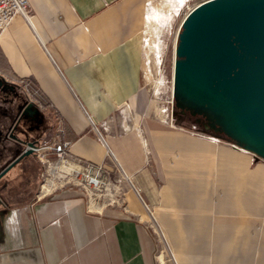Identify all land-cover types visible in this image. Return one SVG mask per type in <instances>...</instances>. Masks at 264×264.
Masks as SVG:
<instances>
[{
  "label": "crops",
  "instance_id": "obj_1",
  "mask_svg": "<svg viewBox=\"0 0 264 264\" xmlns=\"http://www.w3.org/2000/svg\"><path fill=\"white\" fill-rule=\"evenodd\" d=\"M157 1L30 0L28 17L1 35L10 90L0 102V167L23 148L9 128L29 101L25 80L42 114L20 128L42 119L31 127L38 145L69 141L71 160L104 164L125 203L90 200L75 185L43 195L44 164L27 157L0 191V264H173L169 252L178 264H264V151L211 102H190L189 115L201 118L192 129L164 109H138L147 102L143 34ZM147 207L168 240L160 253Z\"/></svg>",
  "mask_w": 264,
  "mask_h": 264
},
{
  "label": "water",
  "instance_id": "obj_2",
  "mask_svg": "<svg viewBox=\"0 0 264 264\" xmlns=\"http://www.w3.org/2000/svg\"><path fill=\"white\" fill-rule=\"evenodd\" d=\"M175 66V92L182 89L228 110L236 127L264 151V0H204L195 5L178 28ZM41 114L34 102L20 106L9 135L24 149L0 172V179L35 153L39 136L20 127ZM17 130L23 138L13 134Z\"/></svg>",
  "mask_w": 264,
  "mask_h": 264
},
{
  "label": "rangeland",
  "instance_id": "obj_3",
  "mask_svg": "<svg viewBox=\"0 0 264 264\" xmlns=\"http://www.w3.org/2000/svg\"><path fill=\"white\" fill-rule=\"evenodd\" d=\"M202 1L204 0H158L152 5L155 12L153 16L151 14L152 17H150L148 27L143 34L146 60L144 93L147 96V102L141 105V108L138 107V109L142 114L149 113L154 117L156 115L160 116L159 114H162L164 109L165 112L163 114H168L170 121L173 120L175 123H181L187 129H192L193 125L199 127L198 122H201V118L192 117L188 112L192 114L196 112L192 104L193 99L197 101L201 100H199L198 96L189 92L185 93L182 89H180L182 90L181 92L179 90L175 92L176 88L173 87L175 42L182 16L189 8L194 7ZM178 8L180 9L179 15L176 18H172L173 12ZM25 92L29 94L27 90ZM183 96H186V99ZM26 98V100H30V95H26ZM141 116L143 117V115ZM43 171L44 167L41 166L39 174L41 178ZM151 210L154 212L153 208ZM149 214L151 217L149 225L160 244L157 250V253H160L163 246L169 249L168 240L154 216L150 212ZM166 259H170L174 263L176 262L170 252Z\"/></svg>",
  "mask_w": 264,
  "mask_h": 264
},
{
  "label": "built area",
  "instance_id": "obj_4",
  "mask_svg": "<svg viewBox=\"0 0 264 264\" xmlns=\"http://www.w3.org/2000/svg\"><path fill=\"white\" fill-rule=\"evenodd\" d=\"M30 0H0V37L11 25L17 15L28 17ZM0 80L9 83L0 72ZM29 92L31 102H39L36 90L22 80L19 84ZM69 141L47 142L35 147V153L44 164L42 173L41 191L49 195L58 187L75 185L81 187L88 198L93 201H102L105 205L124 204L125 197L119 184H113L104 164H95L86 160L70 159ZM153 215L150 207H147ZM159 257V255H158ZM173 264H178L173 262Z\"/></svg>",
  "mask_w": 264,
  "mask_h": 264
},
{
  "label": "flooded vegetation",
  "instance_id": "obj_5",
  "mask_svg": "<svg viewBox=\"0 0 264 264\" xmlns=\"http://www.w3.org/2000/svg\"><path fill=\"white\" fill-rule=\"evenodd\" d=\"M4 84H6V83L3 82V81L0 82V102H3V101H5V100L7 99L6 94L8 93V90H10V89L6 86L7 84H6L5 86H4ZM14 95H15L17 101L21 102V101L23 100V98L21 97L20 93L15 92ZM22 104H23V103H22ZM22 104H21V105H22ZM21 105H20V106H21ZM19 108H20V107H19ZM18 112H19V109H18V111H17V113H16L14 119L12 120V124H11V125L14 124ZM2 118H3V116H2ZM41 121H42V119H41V120L38 119L35 123H31L29 127H30V128H31V127L35 128L37 125H40ZM41 124H42V123H41ZM21 129H22V128H21ZM25 130H26V129H25ZM26 131H27V130H26ZM13 134L16 135L17 137H18V136L21 137L20 135H22V134L19 132V130L15 131V133H13ZM0 137H2V136L0 135ZM23 149H24V147L22 148V150H23ZM22 150H21V151H22ZM35 155H36V153H34V154H32V155H30V156H28V157H33V158H34ZM17 156H18V155H17ZM23 160H24V159H23ZM23 160H22V161H23ZM22 161L19 162L18 165H17L15 168H18V167L20 166V164L22 163ZM11 162H12V161H11ZM8 164H9V163H8ZM8 164H6L5 166H1V167H0V172H1L2 170H4V168H5ZM15 168H13V169H15ZM39 168H40V167H39V164H38L37 162H35V163H34V169H33V173H34L35 175L38 174ZM13 169H12V170H13ZM12 170H11V171H12ZM11 171H10V172H11ZM10 172H9V173H10ZM9 173L6 174L5 176H3V177L0 179V191L3 190V189H5V187L7 186V179H8V175H9ZM0 201H1L2 204L5 203V200L3 199L2 196H0Z\"/></svg>",
  "mask_w": 264,
  "mask_h": 264
},
{
  "label": "bare ground",
  "instance_id": "obj_6",
  "mask_svg": "<svg viewBox=\"0 0 264 264\" xmlns=\"http://www.w3.org/2000/svg\"><path fill=\"white\" fill-rule=\"evenodd\" d=\"M175 44H176V42H175ZM175 81H176V66H175V55H174V84H175Z\"/></svg>",
  "mask_w": 264,
  "mask_h": 264
}]
</instances>
